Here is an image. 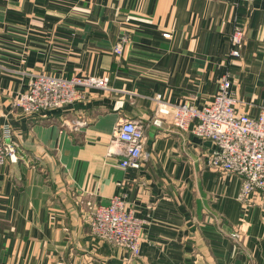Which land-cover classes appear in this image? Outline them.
Returning <instances> with one entry per match:
<instances>
[{
    "label": "crops",
    "instance_id": "0c3cea01",
    "mask_svg": "<svg viewBox=\"0 0 264 264\" xmlns=\"http://www.w3.org/2000/svg\"><path fill=\"white\" fill-rule=\"evenodd\" d=\"M33 71L110 88L26 114L13 102ZM225 75L237 110L264 108V0H0V130L17 144L0 164V264H264V204L206 164L210 140L152 122L155 93L203 105ZM125 118L144 126L137 168L107 152ZM115 194L143 220L135 256L90 229L85 202Z\"/></svg>",
    "mask_w": 264,
    "mask_h": 264
},
{
    "label": "built area",
    "instance_id": "2783aa9c",
    "mask_svg": "<svg viewBox=\"0 0 264 264\" xmlns=\"http://www.w3.org/2000/svg\"><path fill=\"white\" fill-rule=\"evenodd\" d=\"M243 38V29L234 27L230 41L235 47L230 55H239L237 46ZM114 51L119 53L120 48L116 46ZM28 74L27 88L19 92L13 102L14 107L26 114L65 106L84 89L110 88L106 76L64 77L41 71ZM230 88L229 77L222 76L214 94L203 105L189 100L166 101L157 92L153 96L156 108L152 122L159 125L169 115L177 128L191 130L196 136L210 140L212 148L206 164L241 178L240 200L257 196L264 204V108L257 114L240 112ZM8 132V128L0 130V164L17 159L16 142L5 140ZM143 144L144 126L138 120L125 118L114 127L107 152L119 156L121 167L137 168ZM85 204L90 210L89 225L94 234L126 247L134 256L139 253L143 220L121 195H113L107 204L91 201Z\"/></svg>",
    "mask_w": 264,
    "mask_h": 264
},
{
    "label": "rangeland",
    "instance_id": "374dc122",
    "mask_svg": "<svg viewBox=\"0 0 264 264\" xmlns=\"http://www.w3.org/2000/svg\"><path fill=\"white\" fill-rule=\"evenodd\" d=\"M4 163V162H3Z\"/></svg>",
    "mask_w": 264,
    "mask_h": 264
}]
</instances>
